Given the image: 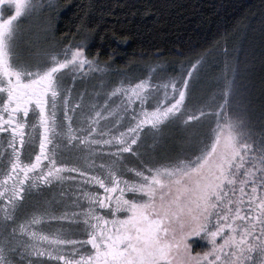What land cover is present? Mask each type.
I'll use <instances>...</instances> for the list:
<instances>
[{"label": "snow or ice", "instance_id": "obj_1", "mask_svg": "<svg viewBox=\"0 0 264 264\" xmlns=\"http://www.w3.org/2000/svg\"><path fill=\"white\" fill-rule=\"evenodd\" d=\"M38 6L0 0V264H264V119L246 67L224 47L195 102L209 53L108 86L85 42L22 54Z\"/></svg>", "mask_w": 264, "mask_h": 264}, {"label": "trees", "instance_id": "obj_2", "mask_svg": "<svg viewBox=\"0 0 264 264\" xmlns=\"http://www.w3.org/2000/svg\"><path fill=\"white\" fill-rule=\"evenodd\" d=\"M54 2L57 37L65 44L85 42L87 55L97 61L116 66L143 59L177 61L211 52L225 55L224 47L232 58L246 54L253 67L255 103L250 105V115L260 126L264 119V0Z\"/></svg>", "mask_w": 264, "mask_h": 264}, {"label": "rangeland", "instance_id": "obj_3", "mask_svg": "<svg viewBox=\"0 0 264 264\" xmlns=\"http://www.w3.org/2000/svg\"><path fill=\"white\" fill-rule=\"evenodd\" d=\"M38 5H43L42 7H37V10L31 15L25 26V35L21 43L22 54L27 53L29 48H40V49H51L53 46L57 50L60 48L72 45L76 46L81 43H67L63 39H60L56 35V14L58 11L57 3L54 0H37ZM87 54V51H86ZM204 55V54H203ZM201 55V56H203ZM88 56V55H87ZM199 57H189L188 59L182 60H132L131 62L116 66L112 62H101L98 63L101 66H107L108 72L103 77L106 81L111 84L116 83L121 79L123 75H130L133 78L142 77L147 74L149 68L154 65H163L161 73L165 75H178L182 69H187L189 65L196 61ZM89 57V56H88ZM233 62L239 61L241 67H246V75L244 83L247 86V92L251 101V104L255 103L254 91L252 89V73L253 67L248 64V57L246 54H235L234 57L228 56ZM90 58V57H89ZM93 59V58H90ZM225 55L219 52H211L206 58V61L200 71L198 80L194 81V88L191 93L192 101L195 102L202 95L207 94L215 87L216 78L220 75L221 69L223 68V61ZM160 73H158L159 75ZM101 77L96 74L84 81L76 82L77 91L88 89L91 91L93 88L97 87ZM169 137H177L179 133L169 132L167 133ZM171 151L174 154L176 151V142L173 140L171 146ZM197 239L192 241L194 250H201L205 247L203 241H199L197 244ZM196 241V243H195Z\"/></svg>", "mask_w": 264, "mask_h": 264}]
</instances>
